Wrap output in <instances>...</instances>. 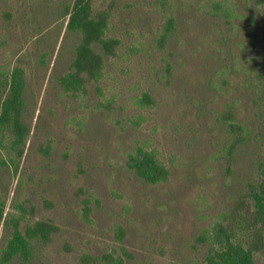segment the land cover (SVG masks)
<instances>
[{
  "label": "rangeland",
  "instance_id": "obj_1",
  "mask_svg": "<svg viewBox=\"0 0 264 264\" xmlns=\"http://www.w3.org/2000/svg\"><path fill=\"white\" fill-rule=\"evenodd\" d=\"M71 1L0 0V65L25 70L29 127L16 167L0 169V200L22 227H58L34 258L12 264H197L195 236L232 198L218 115L232 103L254 133L264 129L251 81L256 64L264 70V0H91L93 13L109 11L116 54L85 91L67 94L57 79L78 41L66 28ZM137 147L156 152L166 181L128 170ZM245 148L264 158V144Z\"/></svg>",
  "mask_w": 264,
  "mask_h": 264
},
{
  "label": "trees",
  "instance_id": "obj_2",
  "mask_svg": "<svg viewBox=\"0 0 264 264\" xmlns=\"http://www.w3.org/2000/svg\"><path fill=\"white\" fill-rule=\"evenodd\" d=\"M66 28L78 36L67 71L58 77L62 92H83L89 81H97L108 57L116 54V39L106 35L109 11L93 13L91 0H72L64 8ZM173 17L165 21L159 37L164 44L174 29ZM250 29L257 20L249 17ZM251 42L249 50L254 52ZM253 83L255 117L262 119L264 110V70ZM258 70V71H257ZM28 81L25 70L18 64L0 65V169L11 173L23 152L29 133L25 121ZM225 122L227 141L224 145L225 169L230 176L232 198L221 208L218 219L209 230L195 236L199 244L197 264H259L258 255L264 252V158L254 160L260 149L248 151V143L264 144V129L254 133V127L237 118L234 105L229 103L218 115ZM9 148V150H6ZM15 150L17 153H14ZM128 170L146 184L167 180L168 169L155 151L137 147L126 158ZM0 200V224L4 226L0 241V264H12L15 259L25 262L34 258L36 247L51 240L58 227L48 220H36L21 226L24 217L5 214ZM121 234L123 228L118 227ZM121 262V259L118 260ZM176 264V263H170Z\"/></svg>",
  "mask_w": 264,
  "mask_h": 264
}]
</instances>
